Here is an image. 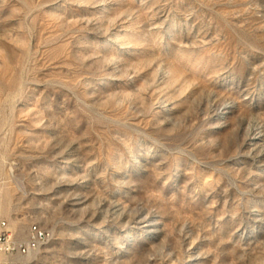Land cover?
<instances>
[{
  "label": "rangeland",
  "instance_id": "1",
  "mask_svg": "<svg viewBox=\"0 0 264 264\" xmlns=\"http://www.w3.org/2000/svg\"><path fill=\"white\" fill-rule=\"evenodd\" d=\"M0 218L31 264H264V0H0Z\"/></svg>",
  "mask_w": 264,
  "mask_h": 264
},
{
  "label": "built area",
  "instance_id": "2",
  "mask_svg": "<svg viewBox=\"0 0 264 264\" xmlns=\"http://www.w3.org/2000/svg\"><path fill=\"white\" fill-rule=\"evenodd\" d=\"M51 237L49 230H37L30 222L20 234L9 222L0 218V264H31L33 255L43 247V240Z\"/></svg>",
  "mask_w": 264,
  "mask_h": 264
},
{
  "label": "bare ground",
  "instance_id": "3",
  "mask_svg": "<svg viewBox=\"0 0 264 264\" xmlns=\"http://www.w3.org/2000/svg\"><path fill=\"white\" fill-rule=\"evenodd\" d=\"M250 141L253 143V145H255L256 147L260 145L261 141H262V134L260 132L258 133H254L251 138ZM263 153V152H262ZM83 202L80 200H76L74 201L73 205H80ZM35 227L37 228V230H44V228H42L39 224L34 223ZM147 228H149V230H151L153 233L156 232V229L154 227H152V224H149L148 226H146ZM51 237H46L43 240V246L46 245Z\"/></svg>",
  "mask_w": 264,
  "mask_h": 264
}]
</instances>
